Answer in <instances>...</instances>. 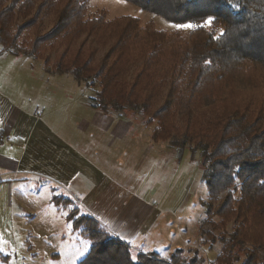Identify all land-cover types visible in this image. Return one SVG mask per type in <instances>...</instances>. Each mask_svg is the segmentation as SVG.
<instances>
[{"label":"trees","instance_id":"16d2710c","mask_svg":"<svg viewBox=\"0 0 264 264\" xmlns=\"http://www.w3.org/2000/svg\"><path fill=\"white\" fill-rule=\"evenodd\" d=\"M127 1L193 27L167 33L133 16L107 19L86 0H0V55L39 58L49 74L97 85L90 107L121 118L136 111L155 124L152 141L199 151L201 238L220 244L210 263L264 264V0ZM70 209L90 242L76 264L204 263L197 251L135 253L90 215L74 223Z\"/></svg>","mask_w":264,"mask_h":264},{"label":"rangeland","instance_id":"374dc122","mask_svg":"<svg viewBox=\"0 0 264 264\" xmlns=\"http://www.w3.org/2000/svg\"><path fill=\"white\" fill-rule=\"evenodd\" d=\"M86 2L87 11L92 15L103 12L107 19L133 16L137 17L141 27L149 25L167 33L174 30L187 33L188 28H178L176 24L127 0ZM49 26V22H45L42 30ZM32 31L28 30L22 41L30 37ZM103 52L104 49L99 48L97 56ZM2 55L0 86L9 99L27 111L44 112L43 116L51 128L62 135L70 134L75 139L83 136L80 132H73L69 125H73L74 118H85L89 122L92 113V120L100 113L87 103L98 86L78 82L69 74H49L39 58L13 57L8 53ZM121 114L132 121L126 135L121 134V128H118L115 138L110 140L106 130L102 134L98 129H86L83 134H91L90 138H80L84 146L81 150L91 160L127 161L124 169H111V176L116 178L118 185L114 187L113 180L109 183V195L118 202H125L123 208H113L115 212L122 210L118 220H122L124 225H119L112 215L115 221L102 214L97 215L122 239L111 233L102 220L98 224L106 232L126 242L135 253L154 252L161 258H168L176 252L189 259L197 251L203 257V264H211L220 244H203L201 238L204 229L201 221L205 214L202 203L207 197L206 186L201 181L200 152L175 149L167 142H154L151 140L154 123L145 125V117L130 109H124ZM110 135L112 138V133ZM18 146L3 137L0 129V161H5L3 157L15 159L20 153ZM46 153L47 150L39 149L43 157ZM14 170L17 169L13 165L0 163V264H76L88 251L90 242L80 234L79 227L68 219L69 205L66 203L68 207H63L61 199L56 203L55 197H62L63 200L67 197L73 205H80L75 199L77 195L58 187L60 185L48 177ZM131 195L139 196L147 207L137 203ZM81 204L80 209L72 207L77 208V212L70 209L74 223L77 222L79 226L84 224L80 221L81 214L86 206H90ZM110 205L111 199L107 206ZM139 206L141 213L134 215V208ZM152 209L157 211L156 215L151 214ZM127 225L137 229L133 238L124 234L119 227ZM241 260L243 258L239 262Z\"/></svg>","mask_w":264,"mask_h":264},{"label":"crops","instance_id":"0c3cea01","mask_svg":"<svg viewBox=\"0 0 264 264\" xmlns=\"http://www.w3.org/2000/svg\"><path fill=\"white\" fill-rule=\"evenodd\" d=\"M97 111L99 112V110ZM43 113L44 112H39L38 110L27 111L17 106L9 99L5 92L1 90L0 86V129L2 135L3 137H7L11 142L20 145L18 146L20 153L15 159L3 157L5 161H0V163L13 165L14 169H17L14 171L31 172L36 176L48 177L50 181L60 185L58 187L67 189L68 192H74L78 197H75V199L80 205H73L67 197L66 200H60L61 205L66 208L68 207L65 205L67 203L69 208L77 206L79 209L82 205L81 203L90 205L91 207L86 206V210L82 211L89 214L97 221L102 220L101 222L103 225L105 224L110 232L112 231L115 233L111 227L97 215L102 214L112 220L115 219L117 223L119 222V225H124L122 220H118L120 219L119 214L122 210L115 212L113 208H123L125 202H118L113 199L112 195H109V183L113 180L114 187L118 185L116 178L111 176V172L113 171L111 169H116L117 167V169L122 170L126 167L127 161L91 160L86 156L87 153L81 150L84 149V146L80 138H90L91 134L86 133L87 136L83 134L86 129H89V131L98 129L102 134H104L105 130L109 132L108 139L112 140L115 138L118 128H121V134L126 135L127 130L132 127V121L101 111L95 116V118H97L96 121L95 118L92 120L93 113L89 122H87L85 118H74L73 125H69L70 128H72L73 132H80L83 135L75 139V137L70 134H67V136L64 134L62 135L54 128H51L50 123L44 118ZM111 133L113 135L112 138L110 135ZM110 140L107 143H109ZM39 149L47 150L44 157L42 154H39ZM67 187H69L70 190ZM132 197L137 203L147 207V204L139 196L135 195ZM109 199H111L112 205L108 207ZM55 202L58 203V199H55ZM69 208H67V215L69 213ZM133 211L134 215L140 214L141 206L134 208ZM155 213H157V211L152 209L151 214L156 215ZM144 219L149 220L147 217H144ZM134 221L136 222L137 220L134 219ZM119 227L124 234L126 233L132 238L137 230L130 228L128 225ZM136 228L139 229V227Z\"/></svg>","mask_w":264,"mask_h":264},{"label":"snow or ice","instance_id":"6c2138e0","mask_svg":"<svg viewBox=\"0 0 264 264\" xmlns=\"http://www.w3.org/2000/svg\"><path fill=\"white\" fill-rule=\"evenodd\" d=\"M212 23V18H209L207 21H206V25L207 24H211ZM176 27L178 28H192L193 26L188 24V25H177Z\"/></svg>","mask_w":264,"mask_h":264}]
</instances>
